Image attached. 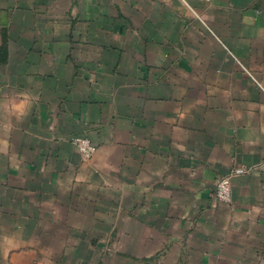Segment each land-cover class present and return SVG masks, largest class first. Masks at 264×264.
<instances>
[{"label":"crops","instance_id":"0c3cea01","mask_svg":"<svg viewBox=\"0 0 264 264\" xmlns=\"http://www.w3.org/2000/svg\"><path fill=\"white\" fill-rule=\"evenodd\" d=\"M0 264H264V0H0Z\"/></svg>","mask_w":264,"mask_h":264},{"label":"built area","instance_id":"2783aa9c","mask_svg":"<svg viewBox=\"0 0 264 264\" xmlns=\"http://www.w3.org/2000/svg\"><path fill=\"white\" fill-rule=\"evenodd\" d=\"M184 3L188 4L191 1L197 0H182ZM73 143L77 146L83 156L87 159L91 158L96 148L92 142L83 137H76L73 139ZM242 169H238L235 173H242ZM216 198L219 202L224 204H229L232 201V182L229 177L221 178L216 184Z\"/></svg>","mask_w":264,"mask_h":264}]
</instances>
